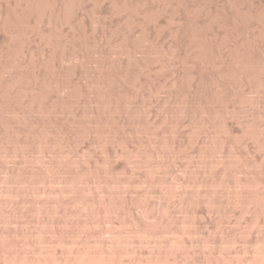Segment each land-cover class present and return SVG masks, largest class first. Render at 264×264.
Segmentation results:
<instances>
[{
  "label": "rangeland",
  "instance_id": "1",
  "mask_svg": "<svg viewBox=\"0 0 264 264\" xmlns=\"http://www.w3.org/2000/svg\"><path fill=\"white\" fill-rule=\"evenodd\" d=\"M0 188V264H264V0H0Z\"/></svg>",
  "mask_w": 264,
  "mask_h": 264
},
{
  "label": "bare ground",
  "instance_id": "2",
  "mask_svg": "<svg viewBox=\"0 0 264 264\" xmlns=\"http://www.w3.org/2000/svg\"><path fill=\"white\" fill-rule=\"evenodd\" d=\"M1 178H3V177H1ZM4 178H5V177H4ZM6 180H7V179H6ZM1 181L3 182V180H1ZM15 181H16V180H15ZM18 182H19V181H18ZM13 183H14V182H13ZM2 184H3V183H2ZM6 185H7V184H6ZM1 187H2V186H1ZM1 189H2V188H0V190H1ZM1 192H2V191H1ZM9 194H10V193H9ZM9 194H8V195H9ZM1 195L3 196V194H1ZM13 195H14V194H13ZM8 200H9V199H8ZM4 201H5V200H4ZM2 203H4V202H2ZM2 203H1V204H2ZM7 204H8V203H7ZM5 207H6V205H5ZM0 215H1V214H0ZM3 243H4V242H3ZM3 246H4V245H3ZM2 249H3V248H2ZM4 251H5V250H4ZM2 252H3V251H2ZM3 255H4V253H3ZM69 255H70V254H69ZM71 255H72V254H71ZM28 256H29V255H28ZM40 256H42V255H40ZM89 256H90V255H89ZM16 257H17V256H16ZM19 257H21V256H19ZM33 257H34V256H33ZM35 257H36V256H35ZM44 257H45V256H44ZM67 257H68V256H67ZM74 257H75V256H74ZM77 257H78V256H77ZM80 257H81V255H80ZM83 257L86 258L87 255H85V256L83 255ZM2 258H3V257H2ZM7 258H8V257H7ZM98 258H99V257H98ZM104 258H105V256H104ZM109 258H110V257H109ZM134 258H135V257H134ZM3 259H4V258H3ZM20 259H21V258H20ZM20 259H19V260H20ZM22 259H23V258H22ZM31 259H32V258H31ZM35 259H36V261L39 260V259H37V258H35ZM82 259H83V258H82ZM82 259H81V260H82ZM91 259H92V258H91ZM100 259H101V258H100ZM14 260H15V259H14ZM25 260H26V259H25ZM27 260H28V259H27ZM33 260H34V259H33ZM73 260H74V259H73ZM76 260H77V259H76ZM79 260H80V258H79ZM81 260H80V261H81ZM83 260H84V259H83ZM108 260H109V259H108ZM108 260H107V261H108ZM115 260H116V258H115ZM115 260H113V261H115ZM133 260H134V259H133ZM151 260H152V259H151ZM154 260H155V259H154ZM156 260H157V259H156ZM160 260H162V259H160ZM20 261H21V260H20ZM22 261H23V260H22ZM45 261H46V259H45ZM47 261H48V260H47ZM49 261H50V260H49ZM57 261H58V260H57ZM65 261H66V260H65ZM67 261H68V260H67ZM86 261L89 262V259H88V260L86 259ZM103 261L105 262V260H103ZM129 261H130V260H129ZM136 261H137V260H136ZM139 261H141V260L139 259ZM147 261H148V260H147ZM157 261H158V260H157ZM162 261H163V260H162ZM9 262H10V258H9ZM11 262H12V261H11ZM17 262H18V261H17ZM31 262H32V261H31ZM42 262H44V261L42 260ZM53 262H54V261H53ZM58 262H59V261H58ZM58 262H57V263H58ZM77 262H79V261H77ZM83 262H84V261H83ZM93 262H95V261H93ZM99 262H101V261H99ZM108 262H109V261H108ZM110 262H112V261H110ZM116 262H117V261H116ZM118 262H119V261H118ZM145 262H146V260H145ZM173 262H174V259H173ZM19 263L21 264V262H19ZM22 263H23V262H22ZM24 263H25V262H24ZM24 263H23V264H24ZM32 263H33V262H32ZM32 263H30V264H32ZM38 263H39V261H37L36 264H38ZM54 263H55V262H54ZM57 263H56V264H57ZM66 263H67V262H66ZM69 263H70V262H69ZM81 263H82V262H81ZM81 263H79V264H81ZM102 263H103V262H102ZM119 263H120V262H119ZM136 263H139V262H136ZM3 264H5V263H3ZM6 264H7V262H6ZM12 264H13V263H12ZM39 264H41V263H39ZM44 264H45V263H44ZM49 264H50V263H49ZM70 264H71V263H70ZM75 264H76V263H75ZM85 264H86V263H85ZM90 264H91V263H90ZM96 264H97V263H96ZM99 264H100V263H99ZM105 264H106V263H105ZM107 264H108V263H107ZM109 264H110V263H109ZM121 264H122V263H121ZM123 264H124V263H123ZM126 264H127V262H126ZM157 264H158V263H157ZM184 264H185V263H184Z\"/></svg>",
  "mask_w": 264,
  "mask_h": 264
}]
</instances>
